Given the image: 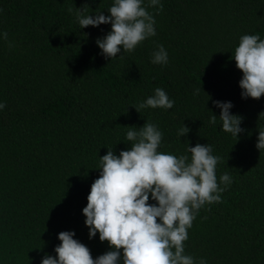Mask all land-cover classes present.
<instances>
[{
  "label": "trees",
  "instance_id": "1",
  "mask_svg": "<svg viewBox=\"0 0 264 264\" xmlns=\"http://www.w3.org/2000/svg\"><path fill=\"white\" fill-rule=\"evenodd\" d=\"M113 3L0 0V264L55 257L65 231L94 259L108 252L98 233L89 238L83 209L100 157L130 149L127 127L146 122L163 133L158 151L190 155L189 145L208 144L221 157L218 182L224 173L232 180L221 202L200 209L185 254L195 264H264V152L256 147L264 97H242L231 58L243 35L264 40V0H160L162 11L144 0L156 35L111 61L96 43L111 25L81 29L75 12L87 4L86 15L107 16ZM160 45L166 65L151 62ZM157 87L173 108L137 112ZM215 101L243 118L239 138L222 131ZM184 124L190 132L179 137Z\"/></svg>",
  "mask_w": 264,
  "mask_h": 264
},
{
  "label": "clouds",
  "instance_id": "2",
  "mask_svg": "<svg viewBox=\"0 0 264 264\" xmlns=\"http://www.w3.org/2000/svg\"><path fill=\"white\" fill-rule=\"evenodd\" d=\"M163 10L160 0H148V7ZM86 4L76 8V19L81 29L89 26L111 25V31L97 40L105 59L111 61L123 54L132 53L140 44L156 35L155 19L144 5V0H114L107 10L109 15H86ZM69 13L73 9H68ZM7 40V33L2 34ZM9 47H12L11 43ZM123 55H119L122 58ZM243 73L240 80L242 97L260 100L264 97V40L259 35H243L231 57ZM153 64L166 65L168 54L163 45L153 52ZM197 89V94L199 93ZM221 109L219 117L222 131L239 138L243 118L231 114V102L215 101ZM174 101L157 87L135 109H172ZM6 105L0 103V110ZM264 113L260 114V117ZM259 117V118H260ZM217 116L212 115L210 124ZM126 141L130 149H108L100 157L99 177L92 183L83 209L89 238L99 234L110 250L93 258L90 249L74 239V232H61L56 256L45 255L41 264H195L185 254L184 244L200 209L221 202V194L232 183L228 173L219 177L216 168L221 157L213 155L210 145H190V155H173L158 151L163 133L157 125L146 122L143 127H127ZM138 129V130H137ZM257 149L264 152V128L258 129ZM190 129L184 124L177 135L187 136ZM223 185V187H221ZM154 201L155 203H150ZM199 264H206L201 259Z\"/></svg>",
  "mask_w": 264,
  "mask_h": 264
}]
</instances>
